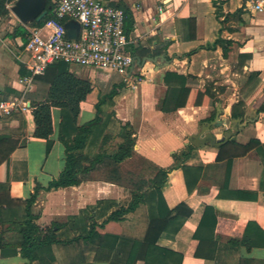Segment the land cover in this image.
I'll list each match as a JSON object with an SVG mask.
<instances>
[{
    "label": "crops",
    "instance_id": "crops-1",
    "mask_svg": "<svg viewBox=\"0 0 264 264\" xmlns=\"http://www.w3.org/2000/svg\"><path fill=\"white\" fill-rule=\"evenodd\" d=\"M107 1L127 14V50L134 61L125 86L113 96L112 106L104 109L114 113L105 129L111 136L90 147L91 154H105L90 171L80 174L79 184L38 192L32 207L37 223L46 227L53 221L66 222L57 232L60 239L84 234L91 217L97 221L106 217L94 215L102 206H97L99 201L112 204L108 214L117 205L128 203L131 189L148 188L149 179L163 168L167 169L161 188L165 204L174 208L185 203L191 213L172 220L157 245L179 253L180 264H264V146L254 149L256 156H234L229 166L228 156L234 149H228L219 160L220 146H194L189 139L216 117L220 107L218 118L223 125L211 128L215 137L222 139L224 131L231 130L227 141L245 145L256 139L264 143V13L249 10L245 0ZM20 24L10 9L0 18V96L40 101L48 83L37 76L27 84L22 72L26 69L13 54L23 43L13 34ZM73 67H78L75 72L79 76L93 81L92 67ZM167 73L175 75L166 81ZM181 82L191 89L193 100L196 92L209 87L213 102L163 111L169 84L178 87ZM97 96L94 88L79 103L76 126L95 117ZM61 111L57 106L51 108L53 133L48 152L46 139L33 134L32 107L0 117V135L17 139L27 161V179L11 180L6 191L12 201L2 207L5 219H13L12 212L22 210L21 202L37 183L47 185L62 170ZM234 112L238 116L232 119ZM126 123L135 144L129 157L114 162L108 155L120 142L121 127ZM185 151L189 155L183 158ZM206 206L213 207L216 223L213 228L211 222L200 227L203 241L197 249L195 233ZM155 211V200H148L128 213L120 221L112 249L92 242L55 243L52 261L28 262L17 248L5 247L0 249V264H146L142 259L130 261L129 255L133 242L143 240ZM4 227L0 224V231ZM248 235L256 239V246H231L228 242ZM5 237L9 238L7 233Z\"/></svg>",
    "mask_w": 264,
    "mask_h": 264
},
{
    "label": "trees",
    "instance_id": "trees-1",
    "mask_svg": "<svg viewBox=\"0 0 264 264\" xmlns=\"http://www.w3.org/2000/svg\"><path fill=\"white\" fill-rule=\"evenodd\" d=\"M14 1L0 0V18L8 15L9 9L7 5ZM47 8L48 12L43 19L39 22L30 23L28 26L40 24L50 16L52 8L50 0L47 1ZM125 16L126 26V12ZM13 34L14 36H20L24 43L28 30L25 25L20 24L14 29ZM226 51L227 48L224 47L223 54H226ZM92 68L94 71L93 81L79 76L73 69V65L64 61L50 63L43 74L35 76H41L48 83V89L43 100L30 102L35 124L33 134L35 137L46 139L48 152L52 145L50 137L53 133L51 108L53 106L60 107L62 111L59 124V138L65 147V159L60 173L53 177L47 185L42 186L40 183L35 185L34 191L21 202L23 205L22 210L20 212L18 210L12 212L14 215L13 219H5L6 214L2 207L3 205L7 207L12 201V198L6 193L11 180L24 181L27 179V161L24 155L25 152L23 150L20 151L21 146L17 139L8 135H0V224L5 226L0 231V249L5 247L17 248L20 255L27 258L28 262L36 259L45 260L46 258V260L52 261L54 259L52 245L55 243L78 244L81 241L83 243L92 242L98 246H108L109 249H112L117 242L120 221L142 203L148 200H155V215L152 214L148 220L143 240L133 242L129 260L142 259L146 264H180L181 255L179 253L157 245L158 239L172 220L180 215L187 216L191 213V209L185 203H180L174 208H169L165 204L161 188L167 178V169L160 168L157 174L149 179L150 184L148 188L131 189L128 203L117 205L108 214L107 212L112 207V204L108 202L102 204L103 202L99 201L97 206H102L99 210H96V206H94L96 210L94 215H97L99 218L106 217L102 221H97L94 217H91L89 228L84 234L72 236L68 239H60L57 232L67 224L66 222L53 221L46 227H41L37 223L38 216L33 212L32 207L38 197V192L40 190L50 191L79 184L81 182L80 174L90 171L105 154V152L91 154L90 147L96 141L104 139V142L107 137L111 136L109 133H105V129L114 113L111 109L107 111L104 109L112 106L113 96L125 86V78L112 68L98 66ZM22 72L23 74H27V71ZM170 75L175 74L167 73L166 81H168ZM94 88H97L98 91L97 102L95 103V117L76 126L79 103ZM191 93V89L186 87L184 82H181L178 87H172L169 84L162 107L163 111L171 112L189 104L213 102V95L209 87L196 92L198 94L195 100H193L194 98H190ZM237 116L235 112L231 115L232 119ZM212 118L213 116L209 119ZM130 127L129 123L121 127V140L117 143L114 151L108 155L114 162H120L131 155L135 138ZM234 128L236 131L237 126L235 125ZM257 146H264V143L253 139L245 145H239L230 140L220 146V153L217 159H223L224 152H228V149H234L231 151L232 155L228 156V165L230 166L234 156H256L254 149ZM190 148H192L191 145ZM17 150L19 152L16 153ZM13 152L15 154L11 155ZM188 155L189 151L183 152V158H186ZM210 222L213 228L216 223V215L213 207L206 206L195 233V237L199 238L197 249H199L203 241L199 237V229L200 227L209 225ZM9 232H12L11 236L8 235ZM6 233L9 238L5 237ZM228 242L231 246L245 245L248 248L256 246V239L249 237V235L241 238H231Z\"/></svg>",
    "mask_w": 264,
    "mask_h": 264
},
{
    "label": "built area",
    "instance_id": "built-area-1",
    "mask_svg": "<svg viewBox=\"0 0 264 264\" xmlns=\"http://www.w3.org/2000/svg\"><path fill=\"white\" fill-rule=\"evenodd\" d=\"M51 13L40 24L25 25L28 35L15 58L26 69L23 80L29 84L44 73L54 61H64L81 67H108L122 74L125 80L133 66L128 52L129 38L125 30V11L107 0H50ZM245 6L264 13V0H245ZM76 30L67 33V23ZM31 104L21 96H0V117H10Z\"/></svg>",
    "mask_w": 264,
    "mask_h": 264
},
{
    "label": "water",
    "instance_id": "water-1",
    "mask_svg": "<svg viewBox=\"0 0 264 264\" xmlns=\"http://www.w3.org/2000/svg\"><path fill=\"white\" fill-rule=\"evenodd\" d=\"M47 1L48 0H15L9 7L10 11L17 17L19 22L23 25H27L33 22H39L43 19L47 12ZM74 22L70 21L67 23V33L69 37H74L76 30L71 27ZM216 117L201 126L198 133L192 134L189 139L190 143L194 146H198L204 143H211L216 146H221L227 142L228 138L232 135L231 130H225L222 139H218L211 132L212 127H220L223 125V120L219 119L220 107H217Z\"/></svg>",
    "mask_w": 264,
    "mask_h": 264
},
{
    "label": "rangeland",
    "instance_id": "rangeland-1",
    "mask_svg": "<svg viewBox=\"0 0 264 264\" xmlns=\"http://www.w3.org/2000/svg\"><path fill=\"white\" fill-rule=\"evenodd\" d=\"M73 68H74V70H75V69H78V67H73ZM91 69H92V68H89V70H91ZM89 73L91 74L92 72H87V74H89ZM84 74H86V72H84ZM93 76H94V72H93ZM96 89H97V88H96ZM18 202H19V201H18Z\"/></svg>",
    "mask_w": 264,
    "mask_h": 264
}]
</instances>
